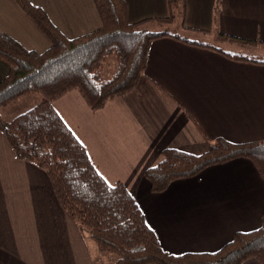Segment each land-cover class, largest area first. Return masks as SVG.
<instances>
[{
    "label": "crops",
    "instance_id": "1",
    "mask_svg": "<svg viewBox=\"0 0 264 264\" xmlns=\"http://www.w3.org/2000/svg\"><path fill=\"white\" fill-rule=\"evenodd\" d=\"M30 1L70 39L102 26L93 0ZM125 1L132 24L170 16L168 0ZM176 23L174 33L239 55L230 49L238 43L218 36L264 42V0H184ZM0 30L27 50L51 47L14 0H0ZM9 71L0 60V81ZM54 107L106 181L133 195L167 253L217 252L237 233L262 226L264 179L248 159L210 167L159 194L145 172L165 149L200 155L219 138L264 142V64L166 37L152 43L146 72L130 92L97 112L78 91ZM94 246L59 205L47 173L19 159L0 132V264H96Z\"/></svg>",
    "mask_w": 264,
    "mask_h": 264
},
{
    "label": "trees",
    "instance_id": "2",
    "mask_svg": "<svg viewBox=\"0 0 264 264\" xmlns=\"http://www.w3.org/2000/svg\"><path fill=\"white\" fill-rule=\"evenodd\" d=\"M14 1L46 35L51 47L43 53L27 50L0 30V60L10 68L0 81V132L19 159L47 173L59 205L76 222L83 238L92 241L101 255L114 256L112 264H244L251 259L264 264V214L259 229L237 233L217 252L173 255L164 251L133 195L124 184L106 181L54 107L56 100L78 91L97 112L109 100L130 92L146 72L152 43L166 37L240 62L264 64V60L227 54L174 33L171 25L178 15H184V0H168L169 17L136 24L129 20L125 0H93L101 28L73 39L58 29L44 9L30 0ZM150 22L163 28L153 31L147 26ZM218 38L253 47L264 44L224 34ZM112 59L116 60L115 71L105 78L102 69ZM29 95H40V102L11 121L3 119V109ZM162 157L145 172L156 194L176 181L195 178L210 167L237 159L250 160L264 179L262 141L238 144L219 138L206 153L170 148L162 151Z\"/></svg>",
    "mask_w": 264,
    "mask_h": 264
},
{
    "label": "rangeland",
    "instance_id": "3",
    "mask_svg": "<svg viewBox=\"0 0 264 264\" xmlns=\"http://www.w3.org/2000/svg\"><path fill=\"white\" fill-rule=\"evenodd\" d=\"M149 24L151 25V27H154V28L162 27L156 22H150ZM175 27H179V24L178 23L174 24L172 26V29H175ZM230 49H234L235 51H237L238 53H241V55H245L249 59L260 60V61L264 60V44L260 45V47L258 48L250 46V45L248 46V45L236 44L235 46L230 47ZM115 67H116L115 59H112L109 62H107L104 68L102 69L103 77L105 78L110 77L114 73ZM37 97L41 98L40 95H29L27 97H24L12 103L10 106L5 108L6 110L5 109L2 110L3 119L6 121H11L18 115H21L27 112L28 110H30L31 108H33L35 105L39 103V102L37 103L34 102L36 101ZM94 247H95L94 250H95L96 264H110L111 261L114 259V256L100 255L96 246Z\"/></svg>",
    "mask_w": 264,
    "mask_h": 264
}]
</instances>
